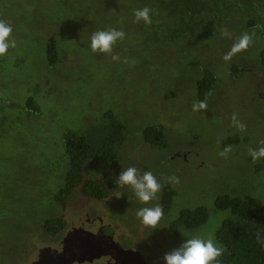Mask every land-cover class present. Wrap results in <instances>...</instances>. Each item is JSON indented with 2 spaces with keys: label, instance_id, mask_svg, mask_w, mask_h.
I'll return each instance as SVG.
<instances>
[{
  "label": "rangeland",
  "instance_id": "374dc122",
  "mask_svg": "<svg viewBox=\"0 0 264 264\" xmlns=\"http://www.w3.org/2000/svg\"><path fill=\"white\" fill-rule=\"evenodd\" d=\"M111 1L0 0V19L12 26L16 41L7 56H0V264H29L45 245L41 223L63 212L54 197L69 170L65 135L81 131L99 139L110 112L126 122L121 166L108 177L112 192L107 200L94 201L78 191L66 205L70 221L78 224L86 212L97 211L105 223L135 229L137 236L145 233L150 249L160 251L164 260L194 236L218 243L216 234L230 217L215 208L218 196L238 192L264 203V188H256L257 176L249 165L246 169L249 163L252 169L262 164L260 159L251 164L249 149L264 147V71L250 72L264 48L263 33L233 22L232 29L226 27L229 37L221 25L210 22L200 32L186 25L183 38L162 45L152 40L148 24L143 31V21L129 16L127 0L116 2L125 7L123 16H105L111 13ZM213 25L220 28L213 30ZM59 27L64 32L57 39L61 62L51 66L47 41ZM109 28L124 31L125 38L111 54L93 52L92 34ZM246 32L255 33L252 45L225 61L223 56ZM237 62L250 69L234 74L231 66ZM207 67L217 70L214 95L206 100V110L194 112L199 101L195 79ZM30 98L38 113L28 105ZM234 113L244 131L233 125ZM160 125L166 128L167 147L158 149L145 140V130ZM230 146L231 152L221 156ZM128 167L141 175L151 171L162 185L148 204L131 186L118 185ZM87 173L85 177H104L96 164ZM173 176L179 183L168 181ZM167 185L176 194L171 209L156 228L145 226L137 211L162 207ZM198 207L210 213L206 224L172 229L182 211ZM18 230L29 233L19 236ZM25 234L29 238L22 237L21 248L10 258L8 251ZM137 241L146 247L143 239Z\"/></svg>",
  "mask_w": 264,
  "mask_h": 264
},
{
  "label": "trees",
  "instance_id": "16d2710c",
  "mask_svg": "<svg viewBox=\"0 0 264 264\" xmlns=\"http://www.w3.org/2000/svg\"><path fill=\"white\" fill-rule=\"evenodd\" d=\"M65 4L74 3L78 0H60ZM120 0L111 1V13L105 16L120 17L126 11L125 7H121ZM129 16L135 18V11L148 7L151 12V26L146 29L152 33L151 37L155 43L167 44L169 41L174 42L183 38L187 31L185 26H191L197 32L201 31L203 25L214 22L216 26L221 25L222 29L231 27L232 23L238 25L242 23L252 31H261L264 35V0H127ZM196 5L200 7H195ZM127 8V7H126ZM81 20L79 17L76 18ZM160 19V20H158ZM150 26V27H149ZM213 25L212 29L216 27ZM220 28V27H216ZM143 31H145V23L143 22ZM64 32L60 27L56 31H52L47 41L46 51L48 62L51 66L61 62L58 46V38L63 36ZM57 43V45H56ZM9 53V50H8ZM4 56H7L4 55ZM3 56V57H4ZM257 67L251 68L247 63L237 62L231 66L234 74H237L248 68L252 74L264 71V48L258 51ZM210 67L202 71V75L195 79L197 98L199 101L210 99L214 95V87L217 77ZM239 71V72H238ZM256 72V73H254ZM264 98V95H263ZM28 105L35 113L39 112L36 107L34 98L28 100ZM107 122L100 132V138L95 139L87 133L81 131L69 132L65 135L66 155L69 158V170L64 184L60 187L54 197L55 204L61 206L63 212L58 218H48L41 223L40 231L46 235L48 233L62 230L66 220L67 202L74 198L75 194L80 191L84 197L94 201H104L109 198L112 187L108 177L112 174L115 167L121 166V157L119 147L125 142L126 122L121 118L120 114L110 112L104 115ZM165 127L153 126L145 130V140L153 147L166 148L167 137ZM145 137V136H144ZM251 164H255L251 157ZM262 163L258 167H252L246 164V169H251L252 175L257 176V189L264 188V158L260 159ZM102 167L104 170L103 178L85 177L89 167L94 165ZM245 169V170H246ZM87 175H89L87 173ZM175 190L167 185L162 195V208L164 212L171 209V205L175 198ZM215 208L217 211L230 212V217L226 218L219 228L216 239L218 244L223 245L225 252L216 264H264V243H258L256 234L261 233L264 237V203H254L251 195L239 194H223L215 200ZM210 220V213L205 207H198L193 210H184L173 222L172 226L175 231L179 227L184 226L188 230H194ZM29 233L21 230L17 234ZM29 236L27 234L21 236L17 246L11 247L8 255L11 258L21 248L22 237ZM20 242V243H19ZM29 247V246H28Z\"/></svg>",
  "mask_w": 264,
  "mask_h": 264
},
{
  "label": "clouds",
  "instance_id": "9594fccd",
  "mask_svg": "<svg viewBox=\"0 0 264 264\" xmlns=\"http://www.w3.org/2000/svg\"><path fill=\"white\" fill-rule=\"evenodd\" d=\"M150 12L151 10L148 7L136 10L134 13L136 22L143 21L145 24L150 25L152 23ZM12 33V26L0 19V56L6 55L10 47H16V41L12 38ZM223 35L230 37V33L226 28L223 29ZM254 35V32L251 35L247 32L242 34L232 45L230 51L223 56V59L231 61L235 55L248 50L253 43ZM124 38L125 32L115 28L96 31L91 36V50L93 52L111 54L117 41H122ZM112 59L114 61L119 60V56L113 55ZM124 63H127V59L124 60ZM206 109V100L193 104L194 112ZM232 122L241 131L245 130L246 126L239 122L235 113L232 115ZM231 150L232 147L230 146L221 152L220 155L226 157ZM249 155L255 163L257 160L264 158V147L258 150L249 149ZM168 181L177 184L179 183V178L175 176L169 177ZM117 183L121 187L125 185L131 186L138 199L144 204H148L155 199L162 188V185L151 171L143 172L141 175L140 171L135 167L125 169L120 174ZM136 215L145 226L156 228L164 216V211L160 205H157L155 207L141 208ZM256 238L258 243H264V237L261 236L260 232H257ZM224 252V246L216 243L212 238L204 239L201 236H194L187 239L179 249L165 255L164 260L166 264H216Z\"/></svg>",
  "mask_w": 264,
  "mask_h": 264
},
{
  "label": "flooded vegetation",
  "instance_id": "af4514ba",
  "mask_svg": "<svg viewBox=\"0 0 264 264\" xmlns=\"http://www.w3.org/2000/svg\"><path fill=\"white\" fill-rule=\"evenodd\" d=\"M69 215L67 211L66 220L69 222L62 230L45 235L48 238L42 248H49L45 257L46 264H165L164 260H161V252L150 249L145 233L137 236L135 229L125 230L105 223L97 211L93 215L90 211L86 212L83 217L78 218V224L70 221ZM75 231L78 233L72 237ZM66 238L71 242L67 251L64 249ZM138 238L145 241L144 249L140 247ZM85 240L93 246L86 247ZM42 248L38 249L37 256L29 264L39 260ZM64 253L66 257L61 258L60 255Z\"/></svg>",
  "mask_w": 264,
  "mask_h": 264
},
{
  "label": "water",
  "instance_id": "95a60500",
  "mask_svg": "<svg viewBox=\"0 0 264 264\" xmlns=\"http://www.w3.org/2000/svg\"><path fill=\"white\" fill-rule=\"evenodd\" d=\"M78 232L75 231L73 234H72V237H74V234H77ZM68 238L65 239V250L67 251L68 250V247L70 245L71 242H68L67 241ZM85 243L87 244L86 247H92L93 245L90 244V242L88 240H85ZM49 252V248H42L39 252V260L37 262H35L34 264H46L45 262V257L47 256ZM67 253V252H66ZM66 253L64 254H61L60 257L61 258H65L66 257Z\"/></svg>",
  "mask_w": 264,
  "mask_h": 264
}]
</instances>
